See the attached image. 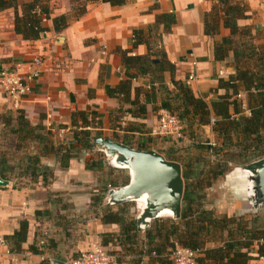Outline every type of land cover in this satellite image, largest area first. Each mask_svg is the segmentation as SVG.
<instances>
[{
    "label": "trees",
    "instance_id": "16d2710c",
    "mask_svg": "<svg viewBox=\"0 0 264 264\" xmlns=\"http://www.w3.org/2000/svg\"><path fill=\"white\" fill-rule=\"evenodd\" d=\"M71 1L70 14L53 18H50L48 0L25 2L21 14L15 12L14 32L26 40L38 39L49 31L47 26L41 24L42 19L46 18L51 19L52 31L59 34L86 13L88 3L122 6L131 0ZM16 7L17 0H0V11ZM247 12L248 8L242 0H216L204 15V35L218 36L221 28L229 31L228 35L214 43L213 52L216 61L227 62L233 68L227 80L218 83V89L224 93L211 102H207L204 97H195L186 84L174 79V66L158 48L160 36H146L143 30H134L133 46L146 45L147 54L127 56V52H120L123 65L133 73H126L117 86L107 87L105 91L108 97L116 98L122 104L130 103L132 80L138 76H149V93L145 94L144 101L135 98L128 110L132 118L144 119L146 105L152 103L155 114L160 109L175 114L183 122L185 136L189 140L194 141L196 132L210 126L215 141L210 144L193 142L183 149L184 156L177 155L176 148H170L167 155H163L167 160L179 163L182 170L183 195L178 219L158 218L148 227L138 228L133 202L120 205L107 203L108 191L127 185L128 176L121 182L108 181L101 176L100 184L90 192L89 217L102 225L116 226L117 232L100 235V245L111 249L108 255L113 262L172 264L169 255L176 245L197 251L195 264H249L254 259L250 253H256L257 259L264 258V244L260 243L264 240V220L256 217L249 219L239 214L221 215L214 207L206 205L208 191L228 173L232 164L246 165L264 158V43L258 42V34L253 32L251 26L237 25L238 20L248 18ZM156 23L162 24L167 32L175 23V18L172 14H161L157 16ZM166 72L170 74L174 89H165L164 98L156 106L154 84L162 85L163 74ZM244 96L245 103L241 100ZM246 112L249 114L246 115ZM84 127L90 129L84 130ZM93 127L92 122L82 115L81 124L73 122L71 128L57 126L54 130L59 139L56 140V136L51 134L54 127L48 130L33 127L20 110L15 115L0 114V137H6L4 139L8 145L5 151H11L10 156H6V152L0 154V177L9 182L14 179L33 182L41 177L47 186L53 173L45 170L41 160L52 155L61 169H67L69 162L81 157L83 151L94 152L99 147L94 143V138L100 135L93 132ZM143 127V124L132 122L124 128L125 134L122 137L115 135L113 139L134 149L150 150L144 144L134 147L136 141L128 138L130 132L145 134ZM62 129L66 132L60 135ZM150 140L152 138H148ZM192 151L197 154L191 156ZM13 155L21 156L17 158L16 166L9 164ZM212 158L214 160H210ZM84 163L88 171L98 174L103 172L102 160L92 157ZM62 219L61 225L72 223L67 217ZM27 228V222L22 221L16 235L5 237L12 251H21V245L26 241ZM64 235L71 236L66 228ZM209 244L212 247H207ZM56 248L55 240H48L47 244L34 242L28 250L32 254L47 253L49 258L40 264H50L51 258L60 257Z\"/></svg>",
    "mask_w": 264,
    "mask_h": 264
},
{
    "label": "crops",
    "instance_id": "0c3cea01",
    "mask_svg": "<svg viewBox=\"0 0 264 264\" xmlns=\"http://www.w3.org/2000/svg\"><path fill=\"white\" fill-rule=\"evenodd\" d=\"M27 1L17 0L16 9L0 11V71L6 68L21 73L37 71L39 77L33 93L26 97L12 100L0 96V114L15 115L20 110L33 127L48 130L52 125L51 134L56 140L59 139L54 130L57 126L71 128L73 122L81 124L83 115L92 122L95 134L111 139L115 135L122 137L124 128L132 122L143 124L145 134L130 132L128 138L138 141V145H147V137H151L150 131L157 125L153 104L146 105L144 119L132 118L128 110L135 98L144 101L150 90L151 77L138 76L132 80L130 103L127 104L108 97L105 91L107 87L117 86L126 73H133L123 65L120 52H127V56L147 54L146 45L133 46L134 30L141 29L146 36H160L158 48L174 66V79L186 84L195 97H204L207 102L215 100L224 93L218 89V83L233 73L230 64L214 59L213 52L214 43L229 31L221 28L218 36L204 35V15L216 0H131L122 6L88 3L86 13L59 34L52 31L51 19L41 22L49 31L35 40H26L14 32L15 12L20 15ZM242 1L248 8V18L238 20L237 25L251 26L258 34V42L264 43V0ZM71 8V0H48L50 18L70 14ZM161 14H172L175 18L167 32L162 24L156 23ZM38 58L42 60L41 65L34 63ZM192 62H196L195 68ZM191 72L196 73V78L186 82ZM163 78L162 85L154 84L156 106L164 98L165 89H174L168 72ZM241 100L245 103V96ZM202 129L207 141L213 143L215 138L211 127ZM149 148L157 152V149ZM17 158L21 156L14 159L15 163H18ZM84 161L82 156L72 159L67 169H61L56 158L50 155L41 160L45 170L53 173L47 186L39 177L33 182L14 179L8 181V186L0 188V264H40L49 255L32 254L28 247L34 242L47 244L48 240H55L56 252L60 256L50 260L66 264L82 252L97 247L108 249L100 245V235L117 232V228L102 225L89 217L90 192L100 184V176L86 170ZM231 166L208 191L206 205L217 209L222 207L227 215H244L252 211L247 184L240 171L245 165ZM225 185L228 187L223 194L218 189ZM66 217L72 223L61 225L62 218ZM22 221L28 225L26 241L21 245V251L15 252L5 237L16 235ZM64 228L70 237L64 235ZM250 254L254 259L249 264H264V260L260 262V258H256V253ZM110 264L117 263L110 260Z\"/></svg>",
    "mask_w": 264,
    "mask_h": 264
},
{
    "label": "water",
    "instance_id": "95a60500",
    "mask_svg": "<svg viewBox=\"0 0 264 264\" xmlns=\"http://www.w3.org/2000/svg\"><path fill=\"white\" fill-rule=\"evenodd\" d=\"M94 143L110 159L113 166L128 171L127 185L110 189L107 193L109 205H120L133 202L144 203L136 218L138 228L148 227L151 221L170 212L173 219L181 213L183 179L179 163L167 160L154 150H138L108 137H96ZM241 175L247 184L251 210L258 212L264 209V158L246 164ZM9 182L0 177V188ZM50 264H66L52 259Z\"/></svg>",
    "mask_w": 264,
    "mask_h": 264
},
{
    "label": "built area",
    "instance_id": "2783aa9c",
    "mask_svg": "<svg viewBox=\"0 0 264 264\" xmlns=\"http://www.w3.org/2000/svg\"><path fill=\"white\" fill-rule=\"evenodd\" d=\"M47 19L43 18L42 22H46ZM103 55H106L105 51H102ZM34 63L37 65L42 64V60L35 59ZM192 67H196V62H192ZM120 72V69H117ZM39 77L37 71H32L28 73H21L17 70L12 69H2L0 71V96L16 100L19 98L26 97L33 93V86ZM196 73L191 72L186 77V82H191L195 80ZM52 125H49L51 128ZM84 130H89V127H84ZM183 122L173 113L160 109L157 112V125L154 129L152 135L159 138H166L175 141H181L185 139ZM66 130L62 129L59 131L60 135H63ZM264 244V240L260 242ZM2 242L0 241V247ZM197 251H194L183 246L176 245L171 251L169 258L172 264H195V258L197 257ZM110 256L102 248H94L90 251L82 252L70 260L69 264H110ZM264 260V258H261Z\"/></svg>",
    "mask_w": 264,
    "mask_h": 264
},
{
    "label": "rangeland",
    "instance_id": "374dc122",
    "mask_svg": "<svg viewBox=\"0 0 264 264\" xmlns=\"http://www.w3.org/2000/svg\"><path fill=\"white\" fill-rule=\"evenodd\" d=\"M152 133H154V129L153 130L151 129V131H150V136L151 137H147V138H152V140H150V141L147 140L148 142H147V145L146 146L147 147H152L154 149H157L162 155H167V150H169L170 148L171 149L172 148H176V149H178L177 150V155H180L181 154V155L184 156V150L183 149L186 148L189 145H192L193 142H195L197 144H200V143L210 144V142L207 141V138H206L207 136H206V134L204 132V129H201V131L199 130L198 132L195 133L196 135L194 137V141L189 140V138H188L187 135L185 136V139L184 140H181V141H179V140L178 141H175V140L166 139V138L160 139L159 137H157L158 139H156V137L153 136ZM96 135H98V134H96ZM3 137L6 138L5 136H3ZM4 138L0 137V154L2 152H6L7 154H5V155L6 156H10L11 151H10V153H8L9 151L8 152L5 151L7 149V145H8L7 142L8 141H6ZM195 143H194V146H195ZM133 146L134 147H137L138 146V141L135 142L133 144ZM144 146H145V143H144ZM190 153H191V156H195L197 154L196 152L194 153V151H192ZM82 157H83L84 160H87L88 158H92V157H94V159L95 160H98V161L102 160L103 167L104 168H103V172L102 173L100 172L98 174V176H100V178L102 176L103 179L108 180V181H118V182H121V180L125 176H128V171L126 169H119L118 167L113 166L111 164V162H110V159L100 149H96L92 153H88L87 151H83L82 152ZM15 158H16V156H14L13 158H11V159H13V160H10V162H9L11 166H16L17 163H15V160H14ZM210 160H214V159L212 158ZM223 177L224 176H222V178ZM128 178H129V176H128ZM227 187H228V185L227 186L225 185L223 187H219L218 190H219V192H223V194H224V190L226 191ZM55 198H57V197H55ZM58 198H60V197L58 196ZM52 200H54V199L52 198ZM55 200H57V199H55ZM50 204H51V206L53 205V203H50ZM134 204H135V206H134L133 212L135 213L136 218H137L138 214L141 211L140 209H141V206L142 205H140V204L138 205V203L137 204L134 203ZM215 209L217 210V212L219 214H221V215L222 214H225V213H223V210L224 209H222V207H220V209H217V208H215ZM55 216H57V215H55ZM244 216H246L249 219L252 218V217H256V218H258V220H261V219L264 220V209L261 210V211H258V212H253V211L250 212L249 211V213L244 214ZM160 218L161 219H166V218H170V217L163 216V217H160ZM59 221L60 220L58 219V223H59ZM62 221L63 220H61V222ZM105 252H107V254H108L109 252H111V249H108ZM258 260L260 262L262 261L261 258L258 259Z\"/></svg>",
    "mask_w": 264,
    "mask_h": 264
},
{
    "label": "bare ground",
    "instance_id": "6f19581e",
    "mask_svg": "<svg viewBox=\"0 0 264 264\" xmlns=\"http://www.w3.org/2000/svg\"><path fill=\"white\" fill-rule=\"evenodd\" d=\"M139 204L142 205L141 208H143L144 203H143L142 201H139V202H138V205H139ZM170 214H171V213L167 211V212L163 213L162 216H170Z\"/></svg>",
    "mask_w": 264,
    "mask_h": 264
}]
</instances>
